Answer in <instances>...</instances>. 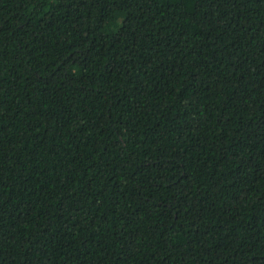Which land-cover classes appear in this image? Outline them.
I'll list each match as a JSON object with an SVG mask.
<instances>
[{"label": "trees", "instance_id": "obj_1", "mask_svg": "<svg viewBox=\"0 0 264 264\" xmlns=\"http://www.w3.org/2000/svg\"><path fill=\"white\" fill-rule=\"evenodd\" d=\"M0 264H264V0H0Z\"/></svg>", "mask_w": 264, "mask_h": 264}]
</instances>
